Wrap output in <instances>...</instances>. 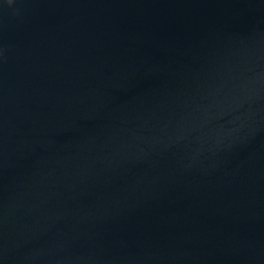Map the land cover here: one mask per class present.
Listing matches in <instances>:
<instances>
[{
    "label": "water",
    "instance_id": "water-1",
    "mask_svg": "<svg viewBox=\"0 0 264 264\" xmlns=\"http://www.w3.org/2000/svg\"><path fill=\"white\" fill-rule=\"evenodd\" d=\"M0 264H264V0H0Z\"/></svg>",
    "mask_w": 264,
    "mask_h": 264
}]
</instances>
